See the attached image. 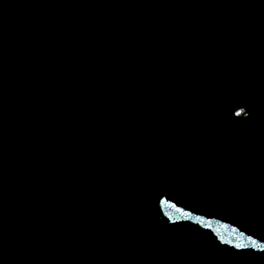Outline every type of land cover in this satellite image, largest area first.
Wrapping results in <instances>:
<instances>
[{
  "label": "water",
  "instance_id": "95a60500",
  "mask_svg": "<svg viewBox=\"0 0 264 264\" xmlns=\"http://www.w3.org/2000/svg\"><path fill=\"white\" fill-rule=\"evenodd\" d=\"M0 264H264V0H0Z\"/></svg>",
  "mask_w": 264,
  "mask_h": 264
}]
</instances>
